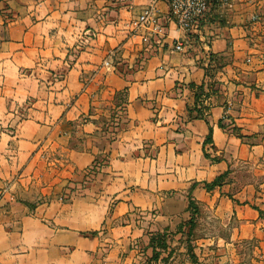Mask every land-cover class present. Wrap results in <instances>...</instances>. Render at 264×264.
<instances>
[{"label":"crops","instance_id":"1","mask_svg":"<svg viewBox=\"0 0 264 264\" xmlns=\"http://www.w3.org/2000/svg\"><path fill=\"white\" fill-rule=\"evenodd\" d=\"M190 196L198 264H264V0H0V264L155 262Z\"/></svg>","mask_w":264,"mask_h":264},{"label":"built area","instance_id":"2","mask_svg":"<svg viewBox=\"0 0 264 264\" xmlns=\"http://www.w3.org/2000/svg\"><path fill=\"white\" fill-rule=\"evenodd\" d=\"M179 29L189 32L196 22L201 19L208 10L211 0H167ZM223 3H228V0H222ZM133 31L141 28H152L158 32L161 30L159 24V16L154 6H150L137 16L136 20L132 23ZM181 43L174 46L177 52L183 51Z\"/></svg>","mask_w":264,"mask_h":264},{"label":"rangeland","instance_id":"3","mask_svg":"<svg viewBox=\"0 0 264 264\" xmlns=\"http://www.w3.org/2000/svg\"><path fill=\"white\" fill-rule=\"evenodd\" d=\"M193 228L186 225L184 228L174 232L164 234L162 242H156L158 252L162 255L161 264H184L185 262L197 263L199 249L198 241L205 233L204 228L201 226L199 220L194 218ZM197 251V252H196ZM213 261L212 263H214ZM149 264H158V262H150Z\"/></svg>","mask_w":264,"mask_h":264},{"label":"trees","instance_id":"4","mask_svg":"<svg viewBox=\"0 0 264 264\" xmlns=\"http://www.w3.org/2000/svg\"><path fill=\"white\" fill-rule=\"evenodd\" d=\"M202 116V115H200ZM222 128H224V126L222 125ZM210 135H211V130H210ZM211 140V139H210ZM227 175V174H226ZM226 175H223L221 177H219L215 182H213L212 184H206L205 187L208 190L213 189L216 186L221 185L222 180L225 178ZM197 185H194L193 188H195ZM188 211L190 212L192 218L191 221L189 222L190 224V228H193V224H194V218L195 216L199 213V209L197 207V204L195 203V201L192 199V197L190 196L189 198V204H188ZM162 237H164V235H157V236H152L151 240H150V247L153 248V256L152 259H154L155 261H157L160 257V253L157 251L158 248L156 246V242L159 244L160 242H162V244L164 245V242L161 241Z\"/></svg>","mask_w":264,"mask_h":264}]
</instances>
